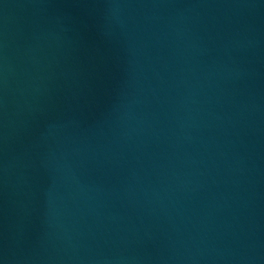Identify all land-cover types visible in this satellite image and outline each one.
I'll return each instance as SVG.
<instances>
[{"label":"water","instance_id":"1","mask_svg":"<svg viewBox=\"0 0 264 264\" xmlns=\"http://www.w3.org/2000/svg\"><path fill=\"white\" fill-rule=\"evenodd\" d=\"M0 264H264V0H0Z\"/></svg>","mask_w":264,"mask_h":264}]
</instances>
